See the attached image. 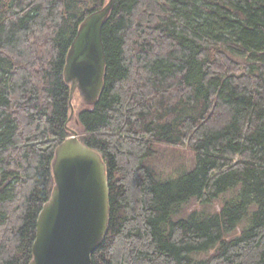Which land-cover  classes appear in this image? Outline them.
<instances>
[{"label": "trees", "instance_id": "obj_1", "mask_svg": "<svg viewBox=\"0 0 264 264\" xmlns=\"http://www.w3.org/2000/svg\"><path fill=\"white\" fill-rule=\"evenodd\" d=\"M106 1L0 0V264H29L69 128L107 168L92 264H264V0H115L103 90L69 120L66 54ZM156 144L193 167L161 177Z\"/></svg>", "mask_w": 264, "mask_h": 264}, {"label": "water", "instance_id": "obj_2", "mask_svg": "<svg viewBox=\"0 0 264 264\" xmlns=\"http://www.w3.org/2000/svg\"><path fill=\"white\" fill-rule=\"evenodd\" d=\"M114 3L107 0L81 21L67 51L63 77L69 85V120L74 116V95L90 106L103 90L105 50L101 30ZM68 130L70 135L54 150V183L37 217L29 264H92L91 254L108 229L106 164L99 152L81 142L75 129Z\"/></svg>", "mask_w": 264, "mask_h": 264}, {"label": "rangeland", "instance_id": "obj_3", "mask_svg": "<svg viewBox=\"0 0 264 264\" xmlns=\"http://www.w3.org/2000/svg\"><path fill=\"white\" fill-rule=\"evenodd\" d=\"M72 103L74 107V113L76 112L77 106L84 105L76 95H74ZM155 150L158 152V157L149 160L148 164L161 177H175L182 171L190 170L193 167L194 155L192 151L185 146L156 144ZM227 196L228 194L222 195V197ZM220 204L221 198H217L212 203L207 205H203L197 200L191 199L186 205L183 206V210L185 212H189L192 209H201L211 212L215 209H218Z\"/></svg>", "mask_w": 264, "mask_h": 264}]
</instances>
